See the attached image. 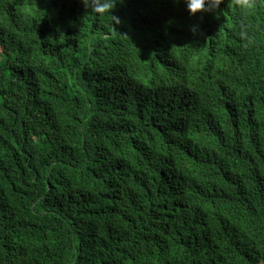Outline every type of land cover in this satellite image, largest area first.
<instances>
[{"label":"trees","instance_id":"1","mask_svg":"<svg viewBox=\"0 0 264 264\" xmlns=\"http://www.w3.org/2000/svg\"><path fill=\"white\" fill-rule=\"evenodd\" d=\"M258 3L0 0V264H264Z\"/></svg>","mask_w":264,"mask_h":264},{"label":"clouds","instance_id":"2","mask_svg":"<svg viewBox=\"0 0 264 264\" xmlns=\"http://www.w3.org/2000/svg\"><path fill=\"white\" fill-rule=\"evenodd\" d=\"M186 11L189 16H195L197 13L212 12L219 10V6L223 0H183ZM80 3L91 12L96 14H109L114 9L116 0H80ZM235 5L245 13H255L259 7L258 0H235ZM114 23H119V18L112 16ZM195 33V29H192Z\"/></svg>","mask_w":264,"mask_h":264}]
</instances>
